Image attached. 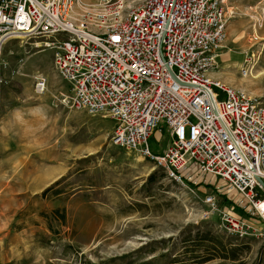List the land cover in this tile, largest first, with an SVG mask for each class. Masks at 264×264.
Wrapping results in <instances>:
<instances>
[{"label": "built area", "instance_id": "1", "mask_svg": "<svg viewBox=\"0 0 264 264\" xmlns=\"http://www.w3.org/2000/svg\"><path fill=\"white\" fill-rule=\"evenodd\" d=\"M83 5L0 0V63L9 41L42 39L68 83L63 102L114 121L112 146L162 169L227 235L264 227V99L210 74L227 39L229 0H141L127 12L123 1L102 0L95 25L81 20L92 15V5L79 12ZM34 86L37 96L49 90L44 76ZM164 127L168 142L154 153L150 141Z\"/></svg>", "mask_w": 264, "mask_h": 264}, {"label": "rangeland", "instance_id": "2", "mask_svg": "<svg viewBox=\"0 0 264 264\" xmlns=\"http://www.w3.org/2000/svg\"><path fill=\"white\" fill-rule=\"evenodd\" d=\"M119 1L123 12L141 3ZM82 2L79 12L92 5V15L81 20L100 23L102 0ZM229 14L227 39L210 74L264 99V0H229ZM42 47V39L16 38L1 52L0 193L17 213L21 264H131L141 258L165 264L180 258L184 240L197 231L239 247V264H264L261 224L247 238L227 235L219 218L203 219L206 207L192 202L162 169L133 150L112 146L114 121L63 102L68 83L55 71L53 51ZM39 75L49 82L43 96L35 94ZM168 138L164 127L151 139L152 151L160 152ZM232 208L236 217L244 216Z\"/></svg>", "mask_w": 264, "mask_h": 264}, {"label": "trees", "instance_id": "3", "mask_svg": "<svg viewBox=\"0 0 264 264\" xmlns=\"http://www.w3.org/2000/svg\"><path fill=\"white\" fill-rule=\"evenodd\" d=\"M50 190L45 191V194ZM56 211L55 214H58ZM186 245L182 254L175 257L174 260L167 262L165 264H207L212 261L220 260V264H239L241 260V255L239 253V247H231L230 244L226 243L222 238L215 236L212 232L208 231L205 233H200L197 231L195 234L190 233L186 240H184ZM139 249L138 251H140ZM156 250H151L149 254H155ZM129 256H123L121 259H126ZM140 259L131 264H152L151 259L148 262Z\"/></svg>", "mask_w": 264, "mask_h": 264}, {"label": "crops", "instance_id": "4", "mask_svg": "<svg viewBox=\"0 0 264 264\" xmlns=\"http://www.w3.org/2000/svg\"><path fill=\"white\" fill-rule=\"evenodd\" d=\"M6 204L3 194L0 193V264H21L22 242L18 230L15 229L17 222L14 220L17 213L9 211Z\"/></svg>", "mask_w": 264, "mask_h": 264}]
</instances>
